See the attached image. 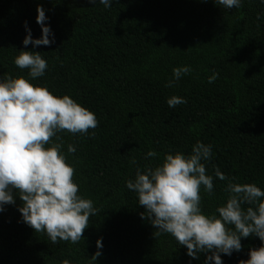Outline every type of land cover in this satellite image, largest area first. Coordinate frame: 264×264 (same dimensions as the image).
Instances as JSON below:
<instances>
[{
	"label": "trees",
	"instance_id": "obj_1",
	"mask_svg": "<svg viewBox=\"0 0 264 264\" xmlns=\"http://www.w3.org/2000/svg\"><path fill=\"white\" fill-rule=\"evenodd\" d=\"M38 5L55 43L24 46V21L33 39L41 36ZM22 50L39 52L48 64L33 84L69 95L96 115L89 135H57L78 194L97 212L78 243L53 244L22 221L16 197L0 212V264H89L101 238L96 264H204L206 254L193 260L170 234L154 235L125 181L166 153H191L199 140L212 146L204 163L213 194L200 192L206 214L227 195V181L215 177L214 166L264 190V4L242 0L239 9H225L215 0H113L105 8L98 0H0V77H27L28 69L14 64ZM185 65L192 71L165 87L172 69ZM213 72L218 78L208 83ZM173 95L187 103L169 108ZM69 144L75 153L67 152ZM149 151L157 156L145 158ZM241 244L239 253L222 255L223 264L247 260L261 241L250 236Z\"/></svg>",
	"mask_w": 264,
	"mask_h": 264
},
{
	"label": "clouds",
	"instance_id": "obj_2",
	"mask_svg": "<svg viewBox=\"0 0 264 264\" xmlns=\"http://www.w3.org/2000/svg\"><path fill=\"white\" fill-rule=\"evenodd\" d=\"M88 2L97 4V0ZM112 2L98 0L105 8ZM215 3L225 9H239L242 0H215ZM260 3L264 4V0ZM36 12L41 36L33 39L28 22L24 21L27 34L22 44H31L33 48L50 46L55 43V34L46 24L44 8L38 5ZM14 64L28 72L27 77H0V212L18 197L22 201L18 211L27 226L45 233L53 244L58 241L76 244L97 209L90 198L78 194L79 185L73 180L75 169L66 162L57 134L67 130L71 134L89 135V129H95L98 120L69 95H55L47 86L31 82L43 77L48 67L39 52L19 51ZM191 71L186 65L173 68L172 79L165 87H173ZM217 78L218 73L213 72L208 83ZM166 103L174 108L187 100L173 95ZM211 150L210 144L198 140L187 155L180 151L166 153L155 166H145L143 170L136 167L134 179L126 180L125 187L137 195L138 205L145 209L142 218L146 217L157 229L154 235L170 234L186 248L191 259H199L204 253V264H223L222 255L231 257L234 252L239 253L241 240L255 236L261 246L249 249V258L239 260L238 264H264V190L256 183H239L214 166L215 177L227 181L226 199L211 214L201 207V189L210 196L214 190L213 175L206 173L204 163L210 159ZM75 151L69 144L67 152ZM156 156L155 151H149L145 158ZM130 163L136 165V160L133 158ZM102 247L101 238L96 241L97 251L89 264H96ZM60 264L71 262L64 259Z\"/></svg>",
	"mask_w": 264,
	"mask_h": 264
}]
</instances>
